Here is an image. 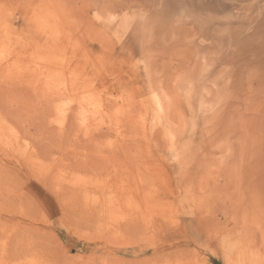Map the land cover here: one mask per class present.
Listing matches in <instances>:
<instances>
[{
    "label": "rangeland",
    "instance_id": "1",
    "mask_svg": "<svg viewBox=\"0 0 264 264\" xmlns=\"http://www.w3.org/2000/svg\"><path fill=\"white\" fill-rule=\"evenodd\" d=\"M0 264H264V0H0Z\"/></svg>",
    "mask_w": 264,
    "mask_h": 264
},
{
    "label": "bare ground",
    "instance_id": "2",
    "mask_svg": "<svg viewBox=\"0 0 264 264\" xmlns=\"http://www.w3.org/2000/svg\"><path fill=\"white\" fill-rule=\"evenodd\" d=\"M242 237V236H241ZM234 238V237H233ZM250 242V241H249ZM246 243V242H245ZM247 243H248V241H247ZM251 243V242H250ZM245 245V244H244ZM243 250H242V249ZM251 248V247H250ZM237 249H238V253L237 254H239V257H243V255H250L251 254V252L249 251V248H247L246 247V245L245 246H241V244H239V246L237 247ZM252 250V249H251ZM255 251V250H254ZM257 253H259V252H257ZM254 254V253H253ZM261 255V254H260ZM262 256V255H261ZM252 257H253V255H252ZM254 257H255V255H254ZM263 259V258H262ZM255 261H257V259H255Z\"/></svg>",
    "mask_w": 264,
    "mask_h": 264
}]
</instances>
